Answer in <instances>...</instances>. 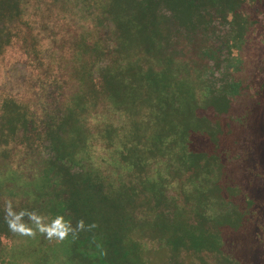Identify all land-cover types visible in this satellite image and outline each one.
Returning a JSON list of instances; mask_svg holds the SVG:
<instances>
[{
    "label": "rangeland",
    "instance_id": "obj_1",
    "mask_svg": "<svg viewBox=\"0 0 264 264\" xmlns=\"http://www.w3.org/2000/svg\"><path fill=\"white\" fill-rule=\"evenodd\" d=\"M85 1L0 0V119L3 123V114L15 109L7 104L8 98L47 124L64 113L66 102L80 86L68 65L54 69L47 63L52 55L60 60L64 51L61 26L74 39L85 24V17L89 15L92 22H98L93 0ZM132 1L118 0L116 6L121 9L118 14H124L126 6L132 7ZM135 1L141 4L143 0ZM154 1L156 15L168 26L169 49L191 65L195 76L192 80L201 78L199 83L206 101L200 102L196 117L220 136V147L215 148L220 161L214 167L218 169L211 173L209 186L199 183L205 190L201 189L194 200H202L206 205L202 204L195 215L185 203L186 216L180 221L186 220L201 232L214 233L221 240L220 251L206 250L203 242H197L201 246L181 243L188 239V227L184 223L178 227L176 219L171 222L175 225L173 229L179 230H169L164 242L156 240L157 230L134 229L131 243L125 245L128 253L125 255L109 253L105 246L87 252L76 246L70 235L64 240L48 239L32 225L28 227L33 229V235L17 233L18 236L2 238L0 264H264V0H198L197 9L190 6L191 0ZM103 4L107 7L111 0H103ZM116 16V11L106 14L105 32L115 29ZM192 24L196 27L191 34L198 33L200 43L187 39ZM43 38L52 41L49 51L42 50L37 57L30 54V49ZM9 40L8 45L13 47L6 48ZM204 40L207 42L201 43ZM115 41H108L109 48L116 45ZM204 44L216 50L213 57L203 56ZM109 64L110 60H104L98 65L95 78L99 79ZM120 113L110 117L121 126L125 118ZM89 127L94 132L91 122ZM49 131L55 142L63 136L53 127ZM3 134L0 202L3 206H11L13 201L19 205L23 195L18 193L21 188L14 187L15 183L27 185L35 181L46 166L42 160L56 159L57 155L52 140L45 141L39 149L38 142L44 138L26 139L23 131L17 133V138ZM193 136L197 151L214 150L209 137L200 133ZM31 157L35 160L30 163ZM63 166L71 175L68 182L76 183L82 169ZM94 166L105 170V166ZM201 172L207 174L203 178L199 173L201 180L210 175L209 170ZM191 174L190 170L185 173L183 179L187 183L197 181ZM68 182L63 186H69ZM10 194L16 195L12 198ZM11 208L18 212L19 206ZM55 218L45 217L44 222L50 224Z\"/></svg>",
    "mask_w": 264,
    "mask_h": 264
},
{
    "label": "trees",
    "instance_id": "obj_2",
    "mask_svg": "<svg viewBox=\"0 0 264 264\" xmlns=\"http://www.w3.org/2000/svg\"><path fill=\"white\" fill-rule=\"evenodd\" d=\"M154 2L143 0L137 4L133 0V6H126L120 15L118 0H111L107 7L103 0H93L98 22H92L89 15L85 17V24L74 39L61 26L64 51L60 60L52 55L51 62L47 63L54 69L68 65L71 76L80 86L66 102L64 113L47 124L8 98L7 104L15 109L3 114L4 123L0 119V140L3 132L17 138V133L23 131L26 139L44 138L38 142L39 149L45 141L52 140L57 155L56 159L42 160L46 166L35 181L27 185L15 183L14 187L21 188L18 193H22L23 200L19 205L13 201L11 206H19L17 213L25 211L43 218L63 216L73 228L83 220L85 230L70 237L87 252L105 246L109 253L116 251L125 255V245L131 243L134 229L157 230L156 240L164 242L167 232L175 226L172 223L175 219L179 220L178 227L183 223L188 227V239L181 243L201 246L197 242H203L206 250L220 251L218 236L201 232L186 220L180 221L186 216L185 203L195 215L205 204L194 200L205 190L199 183L209 186L211 173L218 169L214 167L220 161L215 148L220 147V136L196 117L200 102L206 101V93L199 83L201 78L192 80L195 76L191 65L169 49L168 26L156 15ZM190 3L197 9L198 0ZM115 11V29L107 33L103 20L107 19L106 14ZM195 27L192 24L187 31L190 36L187 39L193 43L199 42L198 33L191 34ZM40 41L29 51L33 56L51 47V40ZM108 41H115L116 45L109 48ZM9 42L6 48L13 47ZM209 48L204 44L203 56L213 57L216 50ZM104 60H110V64L97 79L94 71ZM117 112L125 118L121 126L110 117ZM52 127L63 135L57 142L49 131ZM195 133L209 137L214 150L197 151L193 146ZM28 160L31 163L35 159ZM65 164L71 169H82L76 183L68 182L71 175ZM94 165L105 166V170ZM189 170L197 181L187 183L183 179ZM204 170H209L210 175L201 180L198 174L204 178L207 176L201 172ZM66 180L69 186H63ZM25 186L31 187L30 190H25ZM15 195L10 194L12 198ZM8 210L9 206H3L1 201L0 244L3 237L18 236L8 226ZM24 223L30 227L35 225L28 216L24 217ZM88 225L95 227L89 230ZM176 230L179 228L173 229Z\"/></svg>",
    "mask_w": 264,
    "mask_h": 264
},
{
    "label": "clouds",
    "instance_id": "obj_3",
    "mask_svg": "<svg viewBox=\"0 0 264 264\" xmlns=\"http://www.w3.org/2000/svg\"><path fill=\"white\" fill-rule=\"evenodd\" d=\"M28 216L29 219L35 222L36 228L43 234H46L48 239L56 238L58 240H64L70 234L74 237L78 231L85 230V222L80 220L76 227L73 228L69 221H66L63 216H57L50 224L44 222L45 218L37 216L35 213H28L21 211L19 213L13 211L9 205L7 212L8 226L13 232H18L21 235H33V229L28 227L24 223V217ZM88 229L95 227V225H88Z\"/></svg>",
    "mask_w": 264,
    "mask_h": 264
}]
</instances>
